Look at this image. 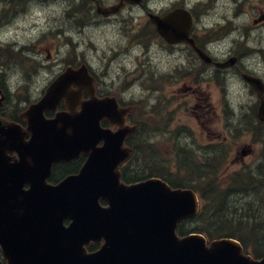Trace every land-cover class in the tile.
<instances>
[{
    "label": "water",
    "instance_id": "95a60500",
    "mask_svg": "<svg viewBox=\"0 0 264 264\" xmlns=\"http://www.w3.org/2000/svg\"><path fill=\"white\" fill-rule=\"evenodd\" d=\"M124 1L98 11L116 13ZM149 17L167 42H186L212 62L191 37V11L176 7ZM88 79L92 76L86 65L67 68L25 111L26 130L0 119V248L7 263L264 264V257L246 253L235 238L208 241L201 233H177L179 223L200 210L193 189L173 188L160 178L132 184L121 180L120 163L130 154L122 149L128 131L111 133L100 126L104 117L118 115L115 98L92 96L80 111H74L79 100H67L70 111L46 117L62 97L80 96L71 86ZM249 81L259 92L257 114L264 121V85ZM100 141L105 144L98 147ZM81 152L88 158L78 174L49 183L55 163ZM92 241L102 242L94 252L87 249Z\"/></svg>",
    "mask_w": 264,
    "mask_h": 264
},
{
    "label": "rangeland",
    "instance_id": "374dc122",
    "mask_svg": "<svg viewBox=\"0 0 264 264\" xmlns=\"http://www.w3.org/2000/svg\"><path fill=\"white\" fill-rule=\"evenodd\" d=\"M112 1L114 0H105V3ZM229 2L230 0H146L150 8L164 13L180 5L193 10L198 18L196 32L200 37H208L210 41L215 38L213 24L218 19V13L222 14L224 9L229 11L227 9ZM12 3L14 11L7 29L0 31V42L4 40L11 45V50H14L10 57L12 73L10 82L17 89L16 96H19L21 101H31L34 93H40L51 75L53 73L56 75L59 69L54 68L53 60L60 53L67 55L69 59H74L78 53L76 57L86 59L90 65H104V71L110 76L122 73L121 65L130 69L134 64H139L136 71L139 98L135 106L145 126L147 139H150L147 134L149 129L153 130V126L157 131L163 132V125L169 117L171 127L177 129L184 127L183 137H188L187 149L181 152L186 158L179 159V148L173 147L176 160L169 163L165 162L163 157L169 155L167 147L160 144L155 145V148L140 145L139 172H148L149 166L154 170L161 167L165 168L163 171L167 173L169 170L178 172L174 179L185 180V183H188L193 178L181 174L179 170L181 162L186 168L190 165L197 173L199 170L206 172V168L211 169L213 166L217 168V178L222 180V184H226L233 176L256 172L259 164L264 163V155L261 154L264 149V124L260 125L257 121L252 105L249 107L250 112L239 121L237 118L240 105L244 101L247 103L248 97L244 95L246 85L238 81H234L232 85L226 81V85L225 81H220L218 86L221 88L217 91L218 88L213 89L216 88L213 85L204 84L203 89L207 93L208 89L214 93L211 98L215 104V108L206 114H204L207 110L206 101L200 99L199 106L193 108L195 99L187 103L174 91L170 95H160L155 100L149 92V86L154 82L159 83V79H155L157 75L164 80L161 76L167 72L171 63L167 62L164 40L161 41L159 35L153 32L147 13L141 7L136 9L133 18L124 14L118 16L119 19L117 17L106 21L97 16V22H92L89 0H23L21 3L20 0H12ZM22 6L24 10H20L19 7ZM127 32L132 36H128ZM131 38L137 40L138 44L147 45V49L141 45L131 47ZM119 44L122 45L119 49L122 52L111 53V48ZM16 49L21 51L15 53ZM22 57L25 58L22 60ZM1 60L3 61V56ZM21 61L23 68L13 64H20ZM176 61V58L172 59V63ZM42 62L45 65H42ZM176 75L180 76L179 79L184 77L182 72ZM177 82L174 79L173 90L177 88ZM122 87L121 83L115 85L118 90ZM223 88L227 89L225 94ZM201 91L199 87L197 94ZM226 94L228 99L224 98ZM259 129L263 130L260 138L257 136ZM248 144L252 145L253 153H247L243 158L234 160L237 151ZM242 198L243 201L258 200L255 195ZM234 202L235 200L232 201ZM258 202L261 205L259 200ZM262 205L264 206V200Z\"/></svg>",
    "mask_w": 264,
    "mask_h": 264
},
{
    "label": "flooded vegetation",
    "instance_id": "af4514ba",
    "mask_svg": "<svg viewBox=\"0 0 264 264\" xmlns=\"http://www.w3.org/2000/svg\"><path fill=\"white\" fill-rule=\"evenodd\" d=\"M22 1L23 0H20V3ZM119 2L120 0H114L110 3H105V0H91L88 4L92 16L91 20L97 22L96 17L98 16L101 20L110 21L124 14L133 18L136 9H140V7L145 12L151 10L149 4L144 1L135 4L125 0L121 10L115 14L105 16L98 11V5L112 6ZM19 8L20 10L25 9L23 6ZM227 9L229 11H225L224 9L221 12L222 14H220V12L218 13V19L213 24L215 34L213 40L210 41L205 37L194 34L199 46L211 55L213 62L204 61L202 57L186 43L169 44L163 42L164 49H166L165 53L168 58L167 62L171 63V66H168L167 72L161 76L164 80H161L157 75L155 79H159V83H157L159 86L154 82L152 86H149V92L154 96L155 100H157L160 95H170L172 91H174L175 94H179L183 101L187 103L195 99L196 103L193 106L191 105L193 108L199 106L200 99L204 100L207 102V110L204 112V114H206L207 111L215 108V104L212 101L213 98H211V96H214V93H212L210 89H208L209 93H207L206 90L203 89V85L207 83L211 84L216 87L213 89L217 90L218 88L217 91H219L221 88V86H218L220 81H225V84L227 81L229 85H232L231 83L234 81H238L247 86V89H244V95L248 97L247 103L244 101L243 104L240 105L239 113L237 114L238 121L250 112L249 107L252 105L251 107L254 110V115L261 125L264 124V121L257 117L259 92L249 80L259 81L264 85V0H230ZM13 11L12 0H0V31L6 30L9 26ZM126 34L132 36V34L128 32ZM130 46L138 47V41L131 38ZM121 47L122 45L120 44L116 45L112 47L110 51H119ZM11 54V48L7 47L6 44L1 41L0 119L15 122L21 125L23 129H26L28 123L26 118L22 116V112L27 106L26 104H20L21 100L19 96H16L17 89L12 82H10L12 76L10 71ZM1 56H3V61L1 60ZM175 58L177 61L172 63V59ZM53 61L55 63L54 68L57 67L59 70L56 72V75L53 73L46 81V84L42 86L40 97L44 95L47 87L52 83L54 78L61 74L68 66L79 68L81 64L84 63V61H80L79 57L69 59L67 55L63 53L56 56ZM86 63H88L87 60ZM21 65H23V61L20 62V66ZM88 65L89 72L94 77L93 85L90 79H88L85 84L73 85L72 89L80 91V96L75 94L62 97L57 110H68L67 100H79L78 105H74L75 111H79L81 109V103L90 100L92 96L99 99L115 98L118 103V115L104 117L100 122V126L111 133H116L120 129H127L128 131L122 149H130V155L120 165L122 178H134L138 175L140 145L155 148V145L160 144L161 146L167 147L169 155H165L164 157L166 162L172 161L174 156L172 151L173 147H180L181 152L187 149L188 137H183V129L185 128H172L170 123L171 117H169L163 125V132H159L154 126H151L153 130L151 131V129H149L147 135L150 139H147L145 135V126L135 106L139 98L136 72L139 69V64H134L130 69L121 65L120 67L123 72L116 76H110L107 71H104V65L95 66L89 63ZM180 72L184 75L183 79H179L180 76L176 75V73ZM174 79L178 82L176 83L177 88L173 90L172 86H175ZM117 83H121L123 86L119 90L115 88ZM199 87L202 91L197 94ZM146 91L149 93L148 90ZM222 91L223 94H225L227 89L223 88ZM224 98L228 99L227 94ZM54 113L55 112L50 111L47 113V116L52 117ZM257 131V136L260 138L263 130L259 129ZM28 139L29 137H26V140ZM103 144L104 141L98 143L99 146ZM212 146L214 147V144H212ZM247 153H253L251 144L243 146L238 150L234 160L243 158ZM87 157L85 153H80L72 160L55 164L49 182L57 183L67 175L78 174L86 163ZM63 167L65 168L64 170H62ZM58 173L60 174L59 180H57L58 177L56 176ZM0 257L3 258L1 249ZM2 264H6V261H2Z\"/></svg>",
    "mask_w": 264,
    "mask_h": 264
},
{
    "label": "trees",
    "instance_id": "16d2710c",
    "mask_svg": "<svg viewBox=\"0 0 264 264\" xmlns=\"http://www.w3.org/2000/svg\"><path fill=\"white\" fill-rule=\"evenodd\" d=\"M211 167V169L206 168V172L199 170L194 174V171H191L193 179L188 183H185V180L183 182L175 180V174L167 175L161 168L154 170L151 166H149L148 172H139L136 177H124V180L137 182L156 176L166 180L174 187L189 186L194 188L200 193L204 207L195 218L180 223L178 227L180 235L202 233L209 239L233 237L240 240L246 251L249 250L256 258L264 256V209L262 210L264 207L262 205L264 200L262 192L264 191V163L259 164L256 172L233 176L226 184H222V180L217 178V168ZM64 169L63 167L62 170ZM183 172L186 173L188 170H183ZM56 176L59 180L60 174L58 173ZM246 181L247 183L244 184ZM252 195L257 197L261 205L258 200L243 201L242 196L247 198ZM234 200L235 202L232 203ZM98 247L99 244L92 243L89 250H96Z\"/></svg>",
    "mask_w": 264,
    "mask_h": 264
}]
</instances>
